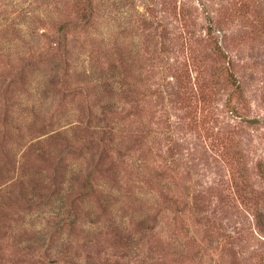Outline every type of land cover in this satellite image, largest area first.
<instances>
[{"label":"rangeland","instance_id":"1","mask_svg":"<svg viewBox=\"0 0 264 264\" xmlns=\"http://www.w3.org/2000/svg\"><path fill=\"white\" fill-rule=\"evenodd\" d=\"M0 264H264V0H0Z\"/></svg>","mask_w":264,"mask_h":264},{"label":"trees","instance_id":"2","mask_svg":"<svg viewBox=\"0 0 264 264\" xmlns=\"http://www.w3.org/2000/svg\"><path fill=\"white\" fill-rule=\"evenodd\" d=\"M230 73V72H229Z\"/></svg>","mask_w":264,"mask_h":264}]
</instances>
